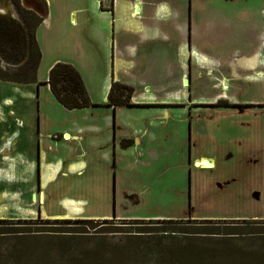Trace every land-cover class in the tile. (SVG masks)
Masks as SVG:
<instances>
[{
	"label": "crops",
	"instance_id": "crops-1",
	"mask_svg": "<svg viewBox=\"0 0 264 264\" xmlns=\"http://www.w3.org/2000/svg\"><path fill=\"white\" fill-rule=\"evenodd\" d=\"M249 3L114 0L106 10L98 0H24L41 17L35 35L42 57L36 82L0 79V219H173L136 213L147 197L134 186L139 165L167 171L177 146H185L181 165L192 172L183 203L189 190L197 207L223 197L264 202V47L261 60L246 35L241 51L235 36V25L248 22ZM60 61L78 68L94 105L69 110L56 99L46 82ZM117 81L134 88L133 105L107 104ZM251 180L255 186L240 198L232 184ZM248 215L264 219L250 207Z\"/></svg>",
	"mask_w": 264,
	"mask_h": 264
},
{
	"label": "rangeland",
	"instance_id": "rangeland-1",
	"mask_svg": "<svg viewBox=\"0 0 264 264\" xmlns=\"http://www.w3.org/2000/svg\"><path fill=\"white\" fill-rule=\"evenodd\" d=\"M98 3L101 7L99 0ZM111 4L109 0L104 5ZM263 4L264 0H250L247 7L250 12L248 22L240 21L235 25L236 42L239 37L237 45L240 51L244 46L243 35H246L247 49L256 52L260 58L264 47V22L263 16L258 17V11L261 9L260 13L263 15ZM105 6L103 8L107 10ZM185 17L187 19V8ZM198 42L202 41L197 39ZM47 74L45 68H40L38 75L41 78ZM260 74L262 73L256 72L255 75ZM201 116L202 113L193 121L197 129ZM200 128L196 150H202V127ZM184 134L187 137L186 130ZM182 149H186L185 146H177L173 166L167 171L163 166L146 169L147 166L139 165L143 172H140L141 176L135 181L134 188L147 197L146 205L138 208L136 213L172 214L174 219H182L183 222L164 223L160 220L117 217L110 218V221L60 219L46 222L29 218L31 221H17L0 226V264H264V236L254 234L264 228V219L246 218L250 216L249 207L258 214L264 212V202L250 205L242 204L241 200L234 198L226 202L223 197L220 201L222 203L213 206L193 205V210L189 213L186 202L180 200L181 192L187 188L189 182L188 173L184 170V165H181L184 158ZM110 168L114 170L113 166ZM241 168L244 169L242 164L239 172ZM156 173H165V176L155 177ZM126 178L128 180L129 177ZM165 178L172 182L166 184L169 192L164 193L165 188L162 185ZM109 179L114 187L112 172ZM254 186L252 180L248 183L239 181L232 184L240 198L247 197ZM147 187L154 190L148 192L153 199H149ZM165 194L170 195V198L164 200ZM173 194L176 196L174 201ZM55 208L57 207L51 205V209ZM18 231L42 234L38 236L58 233L61 238L57 241L46 240L47 243L43 242L44 239L38 242L36 239L15 236L14 233ZM39 253L41 255L37 257Z\"/></svg>",
	"mask_w": 264,
	"mask_h": 264
},
{
	"label": "trees",
	"instance_id": "trees-1",
	"mask_svg": "<svg viewBox=\"0 0 264 264\" xmlns=\"http://www.w3.org/2000/svg\"><path fill=\"white\" fill-rule=\"evenodd\" d=\"M19 18L23 22L27 33H28V56L25 62L18 67H9L3 68L0 61V79L5 81H13L19 83H31L36 82L37 80V72L39 63L42 57V52L39 47V44L36 39V28L41 22V17H39L36 13L30 10H26L22 7L20 0H12ZM50 86V90L56 99L67 109H80L85 107H90L94 105L89 96L88 90L86 88L85 82L82 78V75L78 68L69 62H56L50 68L48 74L47 82ZM134 94V88L130 85H127L122 82H113L111 88L108 93V105L112 107L116 106H131L133 103L131 102L132 96ZM218 104H228L224 101H220ZM129 141L125 140L124 144H127ZM58 221L60 219H44L42 217H38L35 221ZM86 221V219H74L73 221ZM94 220V219H89ZM106 221H110L109 219H103ZM112 220V219H111ZM164 223H181L182 219H158ZM245 221H250L253 223L254 221L244 219ZM16 221V222H15ZM20 221H31V219H0V226L9 225L12 223H17ZM66 221H72L71 219H67ZM256 223V222H255ZM235 233V232H233ZM16 234V235H15ZM257 235L264 236V228L262 230L254 232ZM15 236H21L20 238H28V239H36L38 242L46 240H54L57 241L61 238V234L53 233L47 234L51 236H38L42 234L37 233H26L25 231H18L14 233ZM63 235V234H62ZM74 235V234H73ZM30 236V237H29ZM32 242V241H29ZM47 243V242H46ZM56 244V243H55ZM41 253L37 257H40ZM24 259H26L24 257Z\"/></svg>",
	"mask_w": 264,
	"mask_h": 264
},
{
	"label": "water",
	"instance_id": "water-1",
	"mask_svg": "<svg viewBox=\"0 0 264 264\" xmlns=\"http://www.w3.org/2000/svg\"><path fill=\"white\" fill-rule=\"evenodd\" d=\"M28 49V33L12 0H0L1 65L18 67L27 59Z\"/></svg>",
	"mask_w": 264,
	"mask_h": 264
},
{
	"label": "flooded vegetation",
	"instance_id": "flooded-vegetation-1",
	"mask_svg": "<svg viewBox=\"0 0 264 264\" xmlns=\"http://www.w3.org/2000/svg\"><path fill=\"white\" fill-rule=\"evenodd\" d=\"M261 106V105H260ZM189 149L191 150V147H189ZM195 167H197L196 165H194ZM197 168H201V167H197ZM188 178H189V182H187L188 184L192 183V172L191 169L188 170ZM191 192L190 190L187 192V200H186V204L189 207V213L192 212L193 210V203L191 201ZM174 219V218H173Z\"/></svg>",
	"mask_w": 264,
	"mask_h": 264
},
{
	"label": "built area",
	"instance_id": "built-area-1",
	"mask_svg": "<svg viewBox=\"0 0 264 264\" xmlns=\"http://www.w3.org/2000/svg\"><path fill=\"white\" fill-rule=\"evenodd\" d=\"M100 2H101V5H102V7H104L105 5V2L106 1H109V0H99ZM111 1V3L113 4L114 3V0H110ZM112 4L111 5H109V6H105V8H107V10H110L111 8H112Z\"/></svg>",
	"mask_w": 264,
	"mask_h": 264
}]
</instances>
